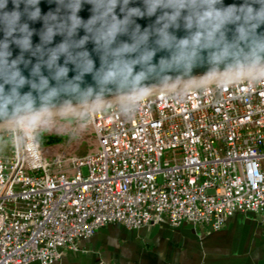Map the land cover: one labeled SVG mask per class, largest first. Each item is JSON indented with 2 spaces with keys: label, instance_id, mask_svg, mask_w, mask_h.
Returning a JSON list of instances; mask_svg holds the SVG:
<instances>
[{
  "label": "built area",
  "instance_id": "2783aa9c",
  "mask_svg": "<svg viewBox=\"0 0 264 264\" xmlns=\"http://www.w3.org/2000/svg\"><path fill=\"white\" fill-rule=\"evenodd\" d=\"M85 124L91 147L54 158L39 123L7 130L0 264H53L108 224L219 230L264 213V72L93 108Z\"/></svg>",
  "mask_w": 264,
  "mask_h": 264
},
{
  "label": "water",
  "instance_id": "95a60500",
  "mask_svg": "<svg viewBox=\"0 0 264 264\" xmlns=\"http://www.w3.org/2000/svg\"><path fill=\"white\" fill-rule=\"evenodd\" d=\"M260 72L264 0H0V127Z\"/></svg>",
  "mask_w": 264,
  "mask_h": 264
},
{
  "label": "crops",
  "instance_id": "0c3cea01",
  "mask_svg": "<svg viewBox=\"0 0 264 264\" xmlns=\"http://www.w3.org/2000/svg\"><path fill=\"white\" fill-rule=\"evenodd\" d=\"M78 247L53 264H264V213L236 212L219 230L189 221L108 224Z\"/></svg>",
  "mask_w": 264,
  "mask_h": 264
},
{
  "label": "rangeland",
  "instance_id": "374dc122",
  "mask_svg": "<svg viewBox=\"0 0 264 264\" xmlns=\"http://www.w3.org/2000/svg\"><path fill=\"white\" fill-rule=\"evenodd\" d=\"M86 112L80 115L63 114L59 116L29 121L39 123L38 140L41 142L43 153L54 158L61 153L83 154L91 147L94 141V135L89 126L85 124ZM11 128L0 129V153L5 157L12 152L10 138L6 137L7 130ZM43 138H39V136ZM50 135H62L61 142L48 144L45 137ZM86 171V169H84Z\"/></svg>",
  "mask_w": 264,
  "mask_h": 264
},
{
  "label": "bare ground",
  "instance_id": "6f19581e",
  "mask_svg": "<svg viewBox=\"0 0 264 264\" xmlns=\"http://www.w3.org/2000/svg\"><path fill=\"white\" fill-rule=\"evenodd\" d=\"M254 74H255V73H254ZM251 75H253V74L242 75V76H236V77H245V76H251ZM230 78H231V77H230ZM224 79H226V78H224ZM219 80H221V79H219ZM210 82H212V81H210ZM207 83H209V82L200 83V84H195V85H190V86L202 85V84H207ZM88 110H91V109H88ZM88 110H83V111L73 112V113H69V114L80 115V114H82L83 112H86V111H88ZM18 125H19V124L10 125V126H5V127H0V129H3V128H15V127L17 128Z\"/></svg>",
  "mask_w": 264,
  "mask_h": 264
},
{
  "label": "trees",
  "instance_id": "16d2710c",
  "mask_svg": "<svg viewBox=\"0 0 264 264\" xmlns=\"http://www.w3.org/2000/svg\"><path fill=\"white\" fill-rule=\"evenodd\" d=\"M39 138L41 139L43 137H41V135H40ZM62 138H63L62 135H50V136L45 137V141L48 144H53V143L61 142Z\"/></svg>",
  "mask_w": 264,
  "mask_h": 264
}]
</instances>
